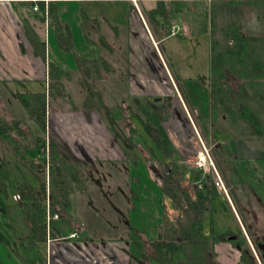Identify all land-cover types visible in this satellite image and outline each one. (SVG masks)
Listing matches in <instances>:
<instances>
[{"label":"rangeland","instance_id":"374dc122","mask_svg":"<svg viewBox=\"0 0 264 264\" xmlns=\"http://www.w3.org/2000/svg\"><path fill=\"white\" fill-rule=\"evenodd\" d=\"M211 2L210 0L209 3ZM139 5L141 11L148 7L144 4L142 7L141 4ZM217 6L219 20L213 36L206 35L189 40H181L178 36H172L157 42L156 45L142 18L137 11L133 10V5L130 3H65L58 7L57 15L64 29H69L70 32L72 48L69 51L64 50L58 43L56 32L58 22L55 12L47 16L44 35L47 41L48 57L53 63L67 71L68 77L66 79L67 96L63 99L56 97L48 101V133L44 137L47 141L60 140L57 135H60V131L67 139L76 137L72 143L70 142L75 155L79 153L103 159L106 155L117 157L121 152L126 156L124 165L116 166V168L94 165L95 174L112 173L115 175L110 180L101 179L98 182L100 187L93 186L88 193L80 192L74 197L73 201L77 210L75 216H78L79 224H82L76 226H80L81 231L86 230L87 236L94 240H91L87 248L85 244L79 242V239H83L81 234L76 237L79 240L78 244L75 243L76 240L71 241L75 243L72 245H68V241H62L64 244L58 243L57 246L60 247L58 252L63 254L67 260L66 263L70 262V256L72 260L76 258L92 260L96 256L99 264L103 262L110 264L108 259L116 261L114 264H140L137 260L140 254H153L151 243L158 240L157 234L164 223V216H169L173 221L172 219L179 214L175 198L177 185L179 184L181 192L185 191L191 196H194V191L198 192L199 189L206 196L208 193L207 170L196 166L193 160L188 163L187 160L186 164L178 165L176 169L179 170L178 176L176 173L172 174L177 181L175 186L171 185L173 192L165 189V184L169 186L171 184L169 175H167L170 168L169 162L163 164L161 151L158 150L155 142L151 141L149 115L145 113V110L148 113L157 108H170L165 100L155 102L159 98L151 97L154 92L144 86H137L138 91L144 96L139 98V101L128 96L130 91L128 68L131 64L133 80L137 76L142 81L151 82L154 86L167 82L174 88L175 106L177 107L173 111L176 117L172 118L167 127L171 135L179 136V132H182L183 148L191 146V141L198 145L196 144L198 140H202L207 147L215 144L216 148L213 151L209 148L207 151L211 157L213 153L212 161L215 169L219 171L214 178V183L218 181L223 187L222 172L227 173L226 167L236 169L238 175L245 181L244 185L235 188L234 194L228 191L229 197L231 196L235 203L232 201L228 203L229 198L226 192H220L215 185L219 196L213 198V194L211 195L210 203L203 215V234L211 243H214L215 236L223 234L230 237L235 233L237 235L243 233L247 239L244 247L228 241L214 243L218 254L216 264H239L243 255L247 256L251 264H263L258 252L260 247L255 246L254 243H257V240H264V205L260 207L256 204L254 195L249 190H254L264 204V170L256 165L258 158H264V137H241L223 120H220L217 126L214 125L211 111L214 79L211 69V46L212 38L218 40L222 46L226 45L222 33V29L226 26L233 25L245 35H264V7H252L246 3L229 5L220 3ZM83 11H88L93 18H102V11L106 12V17L116 28L110 30L105 25L102 27L101 36L97 32H92L87 42L82 25ZM111 16L116 20L113 21ZM183 26V20L179 19L173 30L174 33L179 32ZM37 28L41 29V27ZM118 29L120 38L116 36ZM185 29L189 33L187 26ZM100 37L106 40L108 48L99 42ZM99 57L106 58L110 63L111 71L108 73L101 71L103 77L100 81L89 79L88 90L80 80L84 77L80 73V59ZM135 64H143L141 76L137 74ZM231 83L236 87L234 79H231ZM10 89L12 94L21 92L20 87L17 86ZM41 89L45 90L44 86H41ZM134 90L131 89V92ZM32 91H34L33 87L29 92ZM93 93L101 95L102 104L95 95L93 96ZM90 97L89 103L97 106L94 108L96 114H102L103 118L112 122L109 125V133H106L101 126L104 124V119H102L103 122H95V126L86 122L91 117L94 119L89 110H84L85 100ZM126 98H129L131 102L130 104L128 101L130 107L124 111L126 117L123 116L124 121L120 120L121 122L114 124V118L122 113L119 108L122 107V102H126ZM183 102L189 108L191 118L187 115ZM179 104L185 116L182 113V116L177 114L180 110ZM74 106L78 107V110L74 109ZM0 116L7 120H24L33 131L38 132L37 126L29 118L19 100L11 97L8 90L3 88L0 89ZM179 124L183 127L181 131ZM131 127H134L137 132L128 136ZM138 145L142 146L144 151L138 149ZM228 147L235 148L234 156L225 154L220 156ZM36 158L37 153L34 150L20 156L0 140V173L6 181L7 190L5 194L0 185V264H28L23 251L22 238L18 236L11 219L10 208L17 202L16 196L20 184L39 185L36 178L23 166V162ZM178 158L181 157L174 156L172 160L174 165L178 164ZM118 186H121L122 194H118L119 190L116 189ZM110 200L112 202H109ZM109 203L116 205L117 209L113 210L114 205L110 206ZM189 203L187 199V206ZM251 203L254 206L250 210L247 205ZM128 217L129 227L125 220ZM118 224L121 229L124 228L125 236H128L130 232L133 238L130 241L133 244L128 246L127 257L115 248L109 249L114 250L111 255H107V252L104 256L99 253L96 255L97 251L94 253L93 247L96 249L103 248V246L110 247L108 240L121 235L114 229V225ZM88 242L90 240H87ZM136 242L138 243L135 244ZM40 249L44 254L45 247L42 245ZM52 254H55V249L51 250ZM78 257H83V259ZM58 263L62 264V260L54 261L53 259L52 261V258L48 260V264Z\"/></svg>","mask_w":264,"mask_h":264},{"label":"trees","instance_id":"16d2710c","mask_svg":"<svg viewBox=\"0 0 264 264\" xmlns=\"http://www.w3.org/2000/svg\"><path fill=\"white\" fill-rule=\"evenodd\" d=\"M128 2L126 0H109L108 3ZM151 0L140 1L148 6L142 13L148 22L156 42L163 41L172 36L181 40L196 39L202 36H213L218 27V4L229 5L246 3L250 6L264 7V0ZM149 4V5H146ZM38 6L39 10L33 11ZM15 8L20 16L26 35L33 46L34 54L47 62V43L42 30L46 24V8L42 2H24L16 4ZM58 22L57 40L64 50H71L72 43L69 29L65 30L58 20V8L52 4L49 14H54ZM30 13V14H29ZM31 19L35 22L32 23ZM101 19V20H100ZM179 19L184 26L179 32L174 33ZM84 30L87 42L92 32L99 35L102 25L111 28L109 19L89 17L83 11ZM34 24L36 26H34ZM90 24V25H88ZM92 25L95 29H92ZM34 26V27H33ZM189 28V33L185 27ZM41 27V29H36ZM117 31V30H116ZM68 32V34H67ZM226 45L212 38L211 69L214 77L212 83L211 111L214 125L223 120L234 132L241 137H264V35H245L238 28L226 26L222 29ZM95 34V33H94ZM101 36V35H100ZM99 42L108 48L103 37ZM22 50L25 51L23 45ZM80 73L84 76L80 80L82 85L89 90L88 81L102 79L101 71L110 72V63L104 57L94 59H80ZM49 81L48 93L18 94L17 99L24 107L29 118L37 126L38 132L33 131L26 121L19 119L7 120L0 116V140L7 144L12 151L20 156L30 150L37 153L35 160L23 162V166L36 178L39 185L28 183L19 185L17 200L10 208V215L19 237L23 241V251L28 264H45L46 259L41 252L49 241H72L81 234L86 239L87 231H81L74 197L84 193L94 183L92 176L95 174L94 165L90 159H80L62 140H50L44 137L48 133V101L49 99L65 98L67 71L53 62L48 63ZM236 81V87L231 83ZM102 104V97L98 93L93 96ZM91 97L85 100L84 110H94L97 106L89 103ZM58 100V99H57ZM74 109L78 110L74 106ZM151 124L154 128L151 141L157 142L158 150L166 154L171 142L166 133L163 122L153 115ZM167 118V117H166ZM165 118V119H166ZM121 117L114 120L119 121ZM134 127L130 128L128 136L132 135ZM138 149L144 151L138 145ZM264 165V162H262ZM226 176L227 173L223 172ZM209 177V175H207ZM243 182V180H239ZM0 185L5 194L6 181L0 173ZM175 194L179 216L175 219L164 216V223L160 226L157 241L151 243L153 254L139 255L140 264H216L218 257L214 243L226 241L225 234L215 236L211 243L203 234V215L210 203V193L207 196L199 189L194 196L186 195L177 186ZM165 189L172 190L169 184ZM214 189L217 193L216 187ZM174 190V189H173ZM172 190V191H173ZM213 195V198H216ZM187 199L190 201L187 206ZM131 200V199H130ZM55 217H58L55 219ZM129 224H130V219ZM127 220V221H128ZM80 225L77 227L76 225ZM75 235V237H71ZM255 242V241H254ZM263 241H258L255 246L260 247ZM264 264V251L258 249ZM131 257H134L131 255ZM239 264H251L246 255H243Z\"/></svg>","mask_w":264,"mask_h":264},{"label":"crops","instance_id":"0c3cea01","mask_svg":"<svg viewBox=\"0 0 264 264\" xmlns=\"http://www.w3.org/2000/svg\"><path fill=\"white\" fill-rule=\"evenodd\" d=\"M106 1H109V0H0V89L3 88L5 90H8V94L14 98H17L18 94L38 93V92H47L48 93V91H49L48 90V81H49L48 63L52 62V61L48 57V50H47V62H44L42 59H40L39 57H37L34 54L33 46L30 43V41L26 35L24 24H23L20 16L18 15V12L15 8L16 4H21L24 2H42L46 8L45 13H46V24H47V20H48L47 16L50 15L49 14V8L52 4H54V6L56 8H58L60 5L65 4V3H75V4L76 3H88V2H99V3L105 2V3H108ZM126 1H128V2H119V4L130 3L133 5V10L138 12L139 16L142 18L143 22L145 23V27L148 29L150 36L153 38L152 41L154 42V44L157 45V42L153 37L152 31H151L143 13L139 7L140 1H151V0H126ZM115 3H118V1ZM33 11L37 13V11H35L34 8H33ZM105 13L106 12L102 11V15L107 16ZM87 14H88V11H87ZM88 16L92 17L89 14H88ZM111 19L113 21L116 20V18L115 17L112 18V16H111ZM31 21H32V23L35 22L34 19H31ZM46 24L44 25L43 29L40 30V33H42V34L45 33ZM82 25L84 27V23ZM34 26H36V25L34 24ZM102 27H103V25H102ZM92 29H95V27L93 25H92ZM109 29L111 30V28H109ZM116 36H117V38H120L119 29L116 31ZM46 43H47V41H46ZM21 45H23L25 51L22 50ZM128 69H129V75H130V80H129V85H128L130 88V91L128 92L129 93L128 96H130V98L138 100L139 98L144 97L143 95H141L140 91H138L137 86H144V87L150 88L151 91L154 92L151 95V97H153V98L154 97H158V98H165L166 97L167 98L170 96H173L175 98L174 89L167 82L165 84H160L159 86L158 85L154 86L151 82L147 83L145 81H142V79H140L137 76H136L135 80H133L131 77V75H132L131 64H129ZM135 69L138 70L137 74L139 76H141L142 70H143V64H135ZM14 86L20 87L21 92L14 93V94L10 93V90H11L10 88L14 87ZM41 86H44L45 90H42ZM32 87H33L34 91L29 92ZM131 89L132 90L135 89V90L133 92H131ZM147 97H149V96H147ZM128 101L130 102L129 98L128 99L126 98V102L124 101L121 103L122 107L119 108L120 111L122 109L125 110V109H128L130 107V105L128 104ZM130 104H131V102H130ZM185 107H186V110L189 111V108L187 107L186 104H185ZM179 109H180L179 112L182 113L183 116H185V114L183 112L184 110L182 109L180 104H179ZM90 114L93 115L94 119L92 117L89 118V116H88V118H89L88 120L90 122L88 120H86V122L90 123V125H92V126H95L94 125L95 122H97V121L103 122L102 119H104V124L106 125V127L104 124H102L101 126H102V128L105 129L106 133H109V129H110L109 125H111L112 122L107 121L105 118H103L104 116L102 114H96L95 110L90 111ZM120 116H121V114H120ZM96 117H97V119H96ZM114 122H115L114 124H116V121H114ZM167 124L165 125V128H166V131H167V133L171 139L172 144L178 150L182 151L183 154H185V155L190 154L191 153V146H187L184 148L182 147V142H183L181 139L182 138V135H181L182 132H179L180 133L179 136L175 135V134L171 135L170 130L167 127ZM182 129H183L182 125L179 124V130L181 131ZM57 135L59 136V139L62 140L69 148L73 149V145L70 144V142L72 143V141L75 140L76 137H74L72 139H67L66 137H64L63 133H61V131H60V135L59 134H57ZM119 149L121 150V148H119ZM77 154H78L77 156L80 159L87 158V159L94 161L98 166H104V167L110 166L111 168H116V166H123L124 163L126 162L125 161L126 156L122 155L121 152L118 154L117 157H114L115 155H106L105 158H103V159H101V158L97 159L95 157H93V158L88 157V155H86V154H79V153H77ZM114 175L112 173L94 174L92 176V181H94V183L88 187V189L86 190L85 193H88L89 190L91 189V187H93V186L100 187V183H98V182L101 181V179L110 180L111 178H113ZM128 177H129V175H128ZM128 181H129V179H128ZM116 189L119 190L118 194H120V193L122 194L121 186L116 187ZM109 202H112V201L110 200ZM109 204H110V206L114 205L112 203H109ZM130 208H129V210H130ZM112 209L113 210L117 209L116 205H114V207ZM119 210H120V208H119ZM125 220L127 223L129 222V220L127 218ZM127 227H129V223H128ZM114 229L117 230L118 232H120L121 235L118 237L116 236V238H111L108 240V243L110 242V247L105 248L102 243H100V244H102L103 248L96 249L93 247L92 250L94 251V253H95V251H97L95 253L96 255L99 253V254H103V256H104L105 252L108 253L107 255H111L112 253H114L113 252L114 250L112 251L109 249L115 248V249H118L122 254H124V256L127 257L128 246L133 244V242H130L133 239L132 235L129 232V235L125 236L124 232H123L124 228L121 229L120 224H118L117 226L114 225ZM86 238H88V239H79L80 241L77 239L76 240L77 242H75V243L78 244V241H79V242L85 244L86 248H87V246L91 243V240H94V239L89 237V236H86ZM140 238L142 239L141 236H140ZM87 240H90V242L87 243ZM72 241H74V240H72ZM51 243H52V245L49 246V244H51ZM58 243H60V242L49 241L48 244L45 245L44 254H43L44 259H46L45 264H48V260H51V258H52V261H53V259H54V261H59V260L61 261L62 260V264L66 263L67 260L65 259L63 254L60 251L58 252V249L60 248L59 246H57ZM67 243H69L68 245H72L73 242L68 241ZM75 243H73V244H75ZM137 243L138 242H136L135 244H137ZM62 244H64V242H62ZM118 245H119V247H118ZM48 246L49 247H51V246L55 247V248H53V249H55V254H52L53 256L51 255V250H53V249L49 248ZM69 247H71V246H69ZM102 250H103V252H100ZM57 255L60 258L57 257ZM115 255H116V251H115ZM94 257H95V259H92V260H79L77 258L72 260V257L70 256V262L68 261L66 264H99V261L97 260L96 256H94ZM78 258H80V257H78ZM80 259H83V257H81ZM108 262L110 264H114L116 261H114L112 259H108ZM103 264H105V263L103 262Z\"/></svg>","mask_w":264,"mask_h":264},{"label":"flooded vegetation","instance_id":"af4514ba","mask_svg":"<svg viewBox=\"0 0 264 264\" xmlns=\"http://www.w3.org/2000/svg\"><path fill=\"white\" fill-rule=\"evenodd\" d=\"M174 89V88H173ZM175 94V93H174ZM172 99L170 100V101H167L168 102V108H170V109H164V108H157V110H152L151 112H146V110H145V113L146 114H148L149 115V131L151 132V131H153L154 129H156V128H154L153 126H152V124H151V120H152V116L153 115H155V116H157L158 118H160L161 120H165L164 122H163V127H164V129H165V131H166V128H165V125L167 124V123H169L171 120H172V118H174V117H176L175 116V112L173 111V109L175 108V107H177V106H175V98H176V94H175V98L173 97V96H170ZM168 98V97H167ZM159 99H161L162 101L163 100H165L166 101V97L165 98H159ZM157 100V99H156ZM161 101V102H162ZM159 103V102H158ZM183 105H184V107H185V104H184V102H183ZM185 109H186V107H185ZM126 110H128V109H122L121 111H122V113H121V119H119V121L120 120H122V121H124V118H123V116H125L126 117V114H125V112L124 111H126ZM148 111V110H147ZM186 112H187V115H189V117L191 118V116H190V112L189 111H187L186 110ZM177 114L178 115H181V113L179 112H177ZM182 116V115H181ZM167 117V118H166ZM166 118V119H165ZM121 122V121H120ZM128 126V125H127ZM150 126H151V129H150ZM153 128V129H152ZM129 130V129H128ZM130 131V130H129ZM134 131L135 132H137L135 129H134ZM166 133H167V131H166ZM168 134V133H167ZM169 136V135H168ZM169 139H170V137H169ZM170 142H171V139H170ZM155 144L157 145V144H159V143H157V142H155ZM196 144H198V145H195V142L194 141H191V153L190 154H188V155H185V154H183L182 153V151H180V150H178L173 144H172V142H171V146H169L168 147V151H167V153L166 154H164V153H162V152H160L161 153V155H162V159H163V161H164V163L163 164H165V163H167V162H169V166H170V168H169V170H168V174L167 175H169V179H170V187H171V189L173 190V188H172V186H175L174 184H176V180L174 179V177H172V174L173 173H176L177 174V176L179 175V173H178V171L176 170V169H178L177 167H178V165H184V163L186 164V161H187V163L190 161V160H193V163H195V165H196V163L197 162H200V161H202V163H203V168L205 169V170H207V175H209V177H207V182H208V189H207V192L208 193H210V195H216V196H219V194H218V192L216 193V191H215V189H214V185H216L215 183H214V178H215V176H216V174L219 172L218 170H216L215 169V167H214V164H213V161H212V159L214 158V156H213V153H212V157H211V155L209 154V153H207V151H208V148L211 150V151H213L216 147L214 146L215 144H213V145H208L209 147H207V145H205L204 144V142L201 140H198V142L196 143ZM158 148V147H157ZM234 152H235V148L233 149V148H231V147H228L227 148V150L225 151V153H223V154H221L220 156H224V154L225 155H232V156H234ZM174 156H178V157H181V158H178L179 160H178V164L177 165H174V163H173V161L172 160H174ZM262 162H264V158H258L257 159V162H256V165L257 166H259V167H261V168H263V170H264V165H262ZM197 166V165H196ZM185 167H186V165H185ZM208 167V168H207ZM227 168V175L225 176L224 174H223V172H222V176H223V178H224V180H223V183H224V185H223V188L222 187H220V189L217 187V189L220 191V192H226V194L228 195V203L229 202H234L233 201V199H232V197L230 198L229 197V193L230 192H232V194H234L235 193V188H237L238 186H240V185H244L243 183L245 182L244 180H243V178H241L239 175H238V173H237V170L236 169H234L233 167H226ZM181 170V169H180ZM243 180V182H239V180ZM172 185V186H171ZM179 185V184H178ZM177 185V186H178ZM243 187V186H242ZM247 189V188H246ZM228 191H229V193H228ZM173 192V191H172ZM195 192V191H194ZM249 192H251V194H253L254 196H253V198H254V202H256V204H259V206L261 207L262 205H264L263 204V202H262V200L258 197V195L256 194V192L254 191V190H252V189H250L249 190ZM186 195H188V196H191L190 195V193H187L186 192ZM16 199L18 200V197H16ZM258 202V203H257ZM235 203V202H234ZM254 205L251 203V204H248L247 205V208L248 209H250L251 210V208L253 207ZM58 218V217H57ZM57 218H55V219H57ZM227 234H225V240H226V242L228 241L227 240V238H229L228 236H226ZM233 236H237L238 237V239H236L235 241H233V242H231V243H233V244H239L241 247H244L246 244H247V239H246V237H245V234H243V233H241L240 235L238 234L237 235V233H235ZM231 237V236H230ZM263 241V243L262 244H260V247L263 249V251H264V240H262ZM229 242V241H228Z\"/></svg>","mask_w":264,"mask_h":264},{"label":"built area","instance_id":"2783aa9c","mask_svg":"<svg viewBox=\"0 0 264 264\" xmlns=\"http://www.w3.org/2000/svg\"><path fill=\"white\" fill-rule=\"evenodd\" d=\"M34 10H35V11H38V10H39L38 6H35V7H34ZM196 165H197L198 167H203V163H202V161L197 162ZM216 185H217V187H219V188L222 187V185H221L218 181L216 182ZM222 188H223V187H222ZM55 218H57V217H55ZM71 237H75V235H72Z\"/></svg>","mask_w":264,"mask_h":264},{"label":"water","instance_id":"95a60500","mask_svg":"<svg viewBox=\"0 0 264 264\" xmlns=\"http://www.w3.org/2000/svg\"><path fill=\"white\" fill-rule=\"evenodd\" d=\"M171 99H172L171 97H168V98H166V101H170ZM161 101H162L161 99H157V100H155V102H161ZM236 239H238L237 236H231V237L227 238V240H228L229 242H233V241H235Z\"/></svg>","mask_w":264,"mask_h":264}]
</instances>
